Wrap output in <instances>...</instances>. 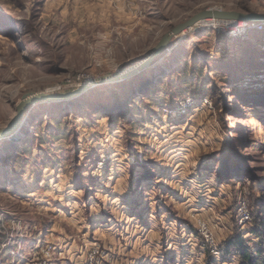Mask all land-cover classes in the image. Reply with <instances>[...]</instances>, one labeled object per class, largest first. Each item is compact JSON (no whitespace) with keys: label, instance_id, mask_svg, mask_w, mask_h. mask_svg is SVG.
<instances>
[{"label":"rangeland","instance_id":"obj_1","mask_svg":"<svg viewBox=\"0 0 264 264\" xmlns=\"http://www.w3.org/2000/svg\"><path fill=\"white\" fill-rule=\"evenodd\" d=\"M215 7L264 14V0H0V129L24 96L127 70ZM237 22L200 21L138 75L26 109L0 140V264H250L237 238L262 254L264 26Z\"/></svg>","mask_w":264,"mask_h":264},{"label":"water","instance_id":"obj_2","mask_svg":"<svg viewBox=\"0 0 264 264\" xmlns=\"http://www.w3.org/2000/svg\"><path fill=\"white\" fill-rule=\"evenodd\" d=\"M209 17H216L218 20L225 21H245V22H261L264 23V14L257 12H241V11H227L222 10L220 8H209L205 9L194 16H192L187 21L179 24L174 34H180L183 30L194 26L200 20ZM173 34L170 33L153 49V51L140 63L132 66L127 70H123L122 72L114 73L112 75H107L101 78L93 79L88 81L87 83L81 85L80 87L64 92H51L49 90L31 93L24 96L21 101L17 104L16 107V115L10 121V123L3 129H0V140L7 139V137L13 135L19 128L23 116H25L26 109L43 102H60L66 101L67 99H75L81 96L83 93L87 92V90L93 87L96 84L106 83V82H115L117 80H121L123 78H130L133 75L137 74L141 69L149 67L150 64L160 56L164 51V48L168 45L169 39ZM165 56V54L163 55Z\"/></svg>","mask_w":264,"mask_h":264},{"label":"trees","instance_id":"obj_3","mask_svg":"<svg viewBox=\"0 0 264 264\" xmlns=\"http://www.w3.org/2000/svg\"><path fill=\"white\" fill-rule=\"evenodd\" d=\"M263 227V225H261L258 229V233L261 232V228ZM264 232V228L262 229ZM263 240V244L262 246L259 248V252L263 254L264 252V236L262 237ZM233 246L235 247V250L238 254L241 255V257L243 259H245L247 262H249L250 264H257L258 260L260 259V257H262V254H257V253H253L250 249V247L247 245L246 241L242 240L241 238H237V240H235L233 242Z\"/></svg>","mask_w":264,"mask_h":264},{"label":"built area","instance_id":"obj_4","mask_svg":"<svg viewBox=\"0 0 264 264\" xmlns=\"http://www.w3.org/2000/svg\"><path fill=\"white\" fill-rule=\"evenodd\" d=\"M241 23H243V27H242V29L245 31L246 29L247 30H254L255 28H258V27H260V28H262L263 26H264V23H256V22H243V21H238L237 22V24H235V26H241L242 24ZM240 217H242V219L243 220H241L242 222H246L247 220H249L250 219V215H249V212H248V210H246V209H244L243 207L240 209ZM213 247L215 248V249H217V251L219 252V250H218V245L216 244V243H213ZM38 254H40V253H38ZM37 254V256H39ZM46 255H49V251L46 253ZM39 259V258H38ZM47 262V261H46ZM32 264H39V263H32Z\"/></svg>","mask_w":264,"mask_h":264},{"label":"bare ground","instance_id":"obj_5","mask_svg":"<svg viewBox=\"0 0 264 264\" xmlns=\"http://www.w3.org/2000/svg\"><path fill=\"white\" fill-rule=\"evenodd\" d=\"M207 19L218 20V18H216V17H209V18H205V19H203V20H207ZM203 20H200V21H203ZM200 21H199V22H200ZM223 21H225V20H223ZM228 21H229V20H228ZM231 21H234V20H231ZM239 21H240V20H239ZM199 22H197V23H199ZM197 23H196V24H197ZM196 24H195V25H196ZM192 27H193V26H192ZM190 28H191V27H190ZM188 29H189V28H188ZM221 29H222V27H221ZM182 32H183V31H182ZM182 32H181V33H182ZM181 33H180V34H181ZM172 34H173V36L176 37V35L174 34V32H172ZM178 35H179V34H178ZM168 50H169V49H168ZM165 55H166V54H165ZM137 75H138V74H137ZM21 99H22V98H21ZM71 100H73V99H71ZM71 100H70V99H67L66 101H60V102H64V103H65V102H67V101L70 102ZM20 101H21V100H20ZM13 118H14V117H13ZM24 121H25V116H23V119H22L21 123L24 122ZM22 124H23V123H22ZM20 125H21V124H20ZM18 131H19V130H17L16 132H18ZM16 132H15V133H16ZM15 133H14V134H15ZM12 136H13V135H11V136H9V137H7V138H10V137H12Z\"/></svg>","mask_w":264,"mask_h":264}]
</instances>
